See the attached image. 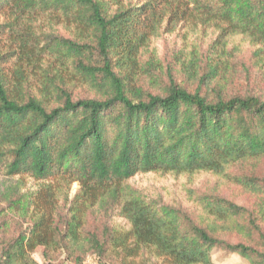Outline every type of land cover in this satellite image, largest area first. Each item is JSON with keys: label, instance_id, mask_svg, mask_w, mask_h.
<instances>
[{"label": "trees", "instance_id": "obj_1", "mask_svg": "<svg viewBox=\"0 0 264 264\" xmlns=\"http://www.w3.org/2000/svg\"><path fill=\"white\" fill-rule=\"evenodd\" d=\"M3 11L42 12L72 32L40 46L35 16L16 18L14 79L0 53V162L9 177L39 183L1 190L0 264H40L39 248L43 264L88 254L99 264H214L216 248L264 264V86L242 91L237 78L244 69L264 83V0H0ZM181 24L217 35L164 71L153 39ZM236 35L253 47L248 68ZM45 55L54 77L29 91ZM76 77L94 95L75 96ZM202 171L218 180L190 192L197 209L128 184L139 173Z\"/></svg>", "mask_w": 264, "mask_h": 264}, {"label": "rangeland", "instance_id": "obj_2", "mask_svg": "<svg viewBox=\"0 0 264 264\" xmlns=\"http://www.w3.org/2000/svg\"><path fill=\"white\" fill-rule=\"evenodd\" d=\"M35 18L30 22L34 24L35 31L40 36V46H43L46 43V34H60L64 36H69L72 32L65 25L58 23V20L54 19L49 21V16L41 13H33L28 16L26 19L20 17L17 14H11L9 11L0 12V53L4 54L5 60V70L13 76V68L15 67V59L17 58L13 52H17L18 43L14 41V34L11 31L9 26L12 20L18 18L17 20L21 25L27 24L31 17ZM217 35V32L213 29H203L201 27L191 28L186 24L179 25L174 31L163 29L161 34L153 39L152 47L156 48V52L160 58L162 68L164 71H170L172 65L179 58H185L189 56L190 51L193 48V44H198L204 50L207 49V44ZM49 37V36H47ZM231 45H236L241 49V55L239 60L246 64L248 68L249 63L251 62V52L253 50L252 45L249 41L242 35L232 36L230 38ZM50 55H45L44 62L37 65L36 68L31 73V77L27 84V89L32 92H37L40 88V84L47 82L49 78L54 76H45L46 72L53 74L54 70L48 69L50 63ZM148 57H145L144 60H147ZM177 66H179L177 64ZM45 72V73H44ZM66 78H70L64 76ZM165 80L167 81V76L165 75ZM183 79L181 75L179 77ZM238 82L242 86V91L250 92L260 91L261 86H264L260 80L261 78L251 71L250 73L247 70L242 69V73L238 75ZM82 78L76 77L75 83L69 85V89H72L75 96H92L95 93L94 88L91 84L93 82H82ZM218 180V177L211 172H197L193 174H174V173H163V172H147L139 173L136 176L128 180V184L142 191L146 196L151 199H154L161 203L171 204L174 206L184 207L188 209H197L194 203L191 201L190 192L193 190H199L206 186L213 185L214 182ZM17 183L21 182L20 189L23 192L33 191L37 189L39 183L32 177L23 175V176H14L9 177L7 171L2 162H0V208L5 207V203L2 201L1 190L5 189L6 183ZM78 183L72 185V191L70 196L74 195L78 190ZM226 192L228 195L234 197L235 200L242 202L244 201L243 195L236 194L233 189H227ZM17 224H20L17 221ZM113 224L121 223L127 225L126 221L120 217H115L112 221ZM26 226V225H25ZM14 228V225L11 226V229ZM33 257L40 263H44V258L42 256V249L39 248L36 252L33 253ZM212 258L214 264H249L247 260L235 253H229L221 249H214L212 253ZM96 262L99 264V256L96 254H88L83 260L82 264H85L87 260ZM64 260V255L56 260L53 264H62Z\"/></svg>", "mask_w": 264, "mask_h": 264}, {"label": "built area", "instance_id": "obj_3", "mask_svg": "<svg viewBox=\"0 0 264 264\" xmlns=\"http://www.w3.org/2000/svg\"><path fill=\"white\" fill-rule=\"evenodd\" d=\"M85 264H98V263H96V262H92V261H90L89 259L85 262Z\"/></svg>", "mask_w": 264, "mask_h": 264}]
</instances>
